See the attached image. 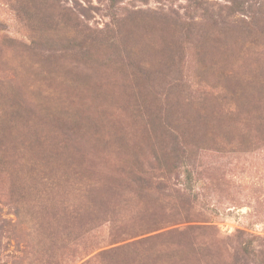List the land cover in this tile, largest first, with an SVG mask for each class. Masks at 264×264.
I'll use <instances>...</instances> for the list:
<instances>
[{"label": "rangeland", "instance_id": "rangeland-1", "mask_svg": "<svg viewBox=\"0 0 264 264\" xmlns=\"http://www.w3.org/2000/svg\"><path fill=\"white\" fill-rule=\"evenodd\" d=\"M0 264H264V0H0Z\"/></svg>", "mask_w": 264, "mask_h": 264}]
</instances>
